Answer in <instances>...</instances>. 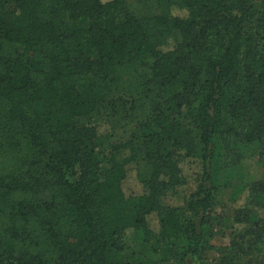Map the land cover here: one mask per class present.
Wrapping results in <instances>:
<instances>
[{
  "label": "trees",
  "instance_id": "obj_1",
  "mask_svg": "<svg viewBox=\"0 0 264 264\" xmlns=\"http://www.w3.org/2000/svg\"><path fill=\"white\" fill-rule=\"evenodd\" d=\"M154 5L156 15L136 16L126 0H0V264H205L213 136L234 165L232 139L264 150V0ZM78 21L85 25L68 26ZM145 53L156 59L136 85L180 90L158 128L145 122L136 139L108 143V111L126 116L136 99L114 69ZM85 75L75 87L72 78ZM94 111L101 123L77 125ZM136 141L150 174L137 173L143 192L126 195ZM106 143L103 170L95 153ZM187 158L198 163L193 188L182 207L167 205L186 182ZM233 197L244 200L214 264H264V181Z\"/></svg>",
  "mask_w": 264,
  "mask_h": 264
},
{
  "label": "rangeland",
  "instance_id": "obj_2",
  "mask_svg": "<svg viewBox=\"0 0 264 264\" xmlns=\"http://www.w3.org/2000/svg\"><path fill=\"white\" fill-rule=\"evenodd\" d=\"M154 1L147 0L141 3L139 0H126V3L130 11L136 16H152L158 13ZM174 15L185 17L186 12L181 11ZM84 25V21L68 24L69 27H82ZM176 40H179V36L173 35L168 40V45H174ZM155 59V56L145 53L135 60L115 67V73L123 79L124 88L129 91L132 90V94L136 99L132 111L126 116L113 114L108 111L110 124L100 128L102 133L109 134L111 132L112 137L108 139V143L111 141L136 139V136L140 133L141 124L147 122L154 128H158L159 122L166 116L168 99L180 90V86L175 85L168 88L146 87L142 89L138 83L136 85L139 73L147 70V67ZM88 79L89 76L87 75L74 76L72 78L73 85L79 87L88 81ZM138 87L139 89H137ZM101 122L102 119L97 111L76 118V123L79 126L97 125ZM195 142L199 150L200 142L197 137ZM108 143L100 146L95 153L99 165L103 170L109 167L110 147ZM213 143L215 145V152L211 165L215 173L217 192L210 214L213 225L212 234L208 241L210 247L201 254L202 262L205 264H214L219 260V250L226 240L225 236L231 224L232 211L238 203L241 204L244 200L242 197L240 202L233 201V196L239 186L252 181H264V150L257 142L243 143L237 139L231 140L229 144L230 149L237 150L240 155L235 165L233 164L234 160L231 161L228 158V150L223 146L218 135L213 136ZM136 145L137 167L132 164L127 167V174L122 184L126 195H137L143 192L142 185L137 179V173L138 177L142 180L147 179L150 174V166L145 158L144 148L138 141H136ZM169 148L170 144L166 143L165 150ZM197 167L198 163L195 159L187 158L182 161L181 168L186 182L183 186L177 188L173 194L166 196L164 203L178 208L182 207L185 197L193 188ZM182 247L183 241L178 240L175 245L176 251H181ZM165 264H172V262L169 261Z\"/></svg>",
  "mask_w": 264,
  "mask_h": 264
},
{
  "label": "clouds",
  "instance_id": "obj_3",
  "mask_svg": "<svg viewBox=\"0 0 264 264\" xmlns=\"http://www.w3.org/2000/svg\"><path fill=\"white\" fill-rule=\"evenodd\" d=\"M177 12H181V10L175 9L174 12H173V14H176Z\"/></svg>",
  "mask_w": 264,
  "mask_h": 264
}]
</instances>
